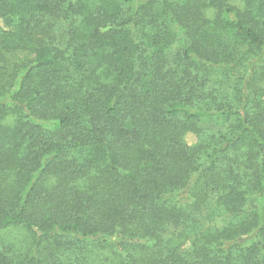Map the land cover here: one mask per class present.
<instances>
[{
    "label": "trees",
    "instance_id": "1",
    "mask_svg": "<svg viewBox=\"0 0 264 264\" xmlns=\"http://www.w3.org/2000/svg\"><path fill=\"white\" fill-rule=\"evenodd\" d=\"M0 264H264V0H0Z\"/></svg>",
    "mask_w": 264,
    "mask_h": 264
},
{
    "label": "rangeland",
    "instance_id": "2",
    "mask_svg": "<svg viewBox=\"0 0 264 264\" xmlns=\"http://www.w3.org/2000/svg\"><path fill=\"white\" fill-rule=\"evenodd\" d=\"M185 142L188 144V145H193L197 142V137L194 135V134H187L185 136Z\"/></svg>",
    "mask_w": 264,
    "mask_h": 264
}]
</instances>
